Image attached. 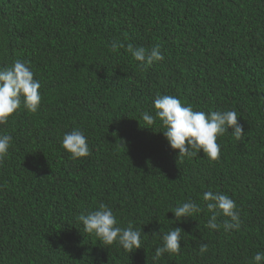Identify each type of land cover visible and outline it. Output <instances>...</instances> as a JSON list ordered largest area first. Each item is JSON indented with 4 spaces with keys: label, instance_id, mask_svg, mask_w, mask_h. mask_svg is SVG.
Returning <instances> with one entry per match:
<instances>
[{
    "label": "trees",
    "instance_id": "obj_1",
    "mask_svg": "<svg viewBox=\"0 0 264 264\" xmlns=\"http://www.w3.org/2000/svg\"><path fill=\"white\" fill-rule=\"evenodd\" d=\"M113 41L124 48L112 51ZM129 45H159L165 59L141 67ZM18 59L42 100L0 125L12 137L0 165V264H249L264 251V0H0V67ZM157 94L235 110L247 137H218L216 161L179 157L159 120L144 128ZM74 129L88 139L87 158L62 147ZM206 191L235 201L239 229L206 228ZM188 200L202 211L170 222ZM100 203L120 226L142 229L141 249L84 232L79 215ZM175 227L180 252L154 261Z\"/></svg>",
    "mask_w": 264,
    "mask_h": 264
},
{
    "label": "clouds",
    "instance_id": "obj_2",
    "mask_svg": "<svg viewBox=\"0 0 264 264\" xmlns=\"http://www.w3.org/2000/svg\"><path fill=\"white\" fill-rule=\"evenodd\" d=\"M110 47L112 51H116L118 48H124V44L113 41ZM127 51L141 67L152 66L165 59L159 45H153L151 48L129 45ZM40 87L41 82L34 79V72L27 61L18 59L10 66L0 67V125L6 124L21 108L36 113L42 100ZM153 106L154 115L149 112L142 113V120L146 125L144 128L151 129L159 120L165 128L162 133L170 149L178 152L179 157L192 158L202 151L209 160L216 161L221 154L218 137L229 134V129L232 130L229 135L235 136L237 140L245 139L248 134L235 110H194L191 105L183 104L175 96L161 94H157ZM11 144V135L0 133V165L3 164ZM62 147L70 154L72 160L87 158L90 155L88 139L80 129L64 133ZM203 201L211 213L206 228L217 231L223 227L225 232L240 228V210L232 198L220 192L206 191L203 193ZM201 211L202 208L191 200L180 202L171 210L175 221L170 222H180L181 218H191ZM221 215L228 218L222 225L217 219ZM78 220L82 223L84 232L94 234L103 246L116 244L128 253H132L133 249L142 248V229L135 228L131 222L126 227L120 226L113 210L104 203H100L96 210L82 213ZM182 234L185 233L180 227L163 233V244L156 248L153 260L158 261L165 253L178 254ZM207 252L208 245L200 244L199 254L202 256ZM249 264H264V251H258Z\"/></svg>",
    "mask_w": 264,
    "mask_h": 264
}]
</instances>
